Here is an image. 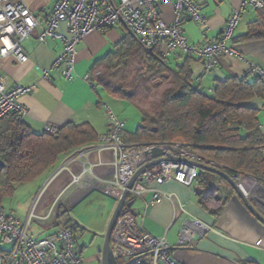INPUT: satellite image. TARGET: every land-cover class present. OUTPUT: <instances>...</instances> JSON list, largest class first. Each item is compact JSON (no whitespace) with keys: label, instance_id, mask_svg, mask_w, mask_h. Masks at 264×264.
Here are the masks:
<instances>
[{"label":"crops","instance_id":"1","mask_svg":"<svg viewBox=\"0 0 264 264\" xmlns=\"http://www.w3.org/2000/svg\"><path fill=\"white\" fill-rule=\"evenodd\" d=\"M23 1L34 14L41 15L40 26L22 45L28 62L19 64L11 57L2 63L0 69V76L5 77L7 89L16 85L32 88L31 94L19 100L27 110L23 123L36 135L45 134L46 127L50 125L61 129L69 123L78 126L89 124L98 139L95 143L61 156L56 165L37 180L18 185L14 195L6 200H13L21 191L24 196L27 192L28 197L24 201L20 200L16 207L13 204L7 210L4 204L2 206L7 213H13L22 222L26 221L32 210L39 218L52 213L47 221L35 220L30 226L29 234L35 239L52 237L59 230L66 229L65 225L69 222L76 224L84 230L73 234L82 261L87 246L77 245V239L94 236L103 241L96 260L97 264H102L107 229L119 203L113 195L112 187L98 184L111 181L114 176L112 152L98 148L99 139L109 131L105 106L108 105L125 124L124 140L127 143L145 145L132 142V135L143 120L140 109L125 99L111 96L95 78L97 63L115 52L128 31L122 26H115L105 32L91 33L78 46L75 78L66 82L59 71H54L50 79L45 80L43 70L50 68L63 53V45L55 39H47L42 43L39 36L47 27L48 16L60 0ZM241 2L197 0L202 15L208 21V27L202 29L185 18L182 29L189 42L204 44L219 38ZM159 10L162 20L171 25L175 17L174 2L160 4ZM259 12L247 11L234 34L233 45L244 55L246 62L221 56L218 69L205 81L201 80L203 65L196 58L173 57L168 62L169 68L175 71L188 60L195 86L206 94H212L217 81L246 76L250 65L264 69V40H240L247 33L249 25L258 19ZM59 32L65 34L66 27H60ZM252 80L254 78H249V81ZM249 104L260 111L259 127L264 137V100L255 98ZM86 169H90V173L80 183L74 184V178L81 176ZM198 170L200 179L197 177L190 186L173 180L156 181L149 185V191L142 199L129 198L128 202L135 201L129 210L137 219V229L155 237H166L173 247L171 255L179 264H264V224L249 211L229 182L212 178L208 173L220 176L210 171ZM89 181L98 185L89 187ZM256 181L257 188L251 196H242L264 217V184L259 185ZM259 186L261 189H258ZM154 190L170 194L173 199H159L151 204ZM82 206L90 217L91 222L88 224L75 218L76 210ZM191 219L202 222L211 231L203 237H195L180 248L178 243L184 223Z\"/></svg>","mask_w":264,"mask_h":264},{"label":"built area","instance_id":"2","mask_svg":"<svg viewBox=\"0 0 264 264\" xmlns=\"http://www.w3.org/2000/svg\"><path fill=\"white\" fill-rule=\"evenodd\" d=\"M174 2V21L166 24L160 15V4ZM264 10V0H242L227 21L219 38L204 44H191L185 36L182 25L185 18L198 24L202 29L208 27V21L202 15L197 0H60L48 16L47 27L39 36V41L55 39L62 43L63 53L52 66L43 70V78L49 80L54 71H59L66 82L75 78L78 46L91 33L105 32L115 26L124 27L146 50H153L162 44L160 57L169 62L175 57L198 59L203 65L201 80L214 75L220 65V57H231L246 62V58L233 45L234 34L247 11ZM41 15L34 14L23 0H0V69L8 58H14L19 64L28 62L22 45L40 26ZM65 26L62 34L59 28ZM246 78H262L264 69L250 65ZM32 93L31 87L16 85L6 88L5 77L0 76V121L16 115L23 122L27 110L19 102ZM109 131L99 139V149L112 152L114 176L101 186H110L113 195L120 201L133 176L152 159L147 152L159 148L172 156L205 163L221 171L224 167L195 154L180 143H157L152 145H131L124 140L125 124L120 121L112 109L106 105ZM60 129L47 126L46 133L57 135ZM264 152V149H263ZM199 170L189 163L168 162L143 172L129 190V198L142 199L149 191V185L156 181H175L190 186L198 177ZM90 173L86 169L81 176L74 178V184L82 181ZM245 197L256 190L257 181L246 174L238 173L232 178ZM94 181L87 186L98 185ZM151 204L159 199L171 201L172 195L153 191ZM52 214V213H50ZM37 217L33 210L25 222L13 213L0 209V264H83L79 256L75 237L71 230L61 229L54 236L35 239L29 234V228L35 220L45 222L50 218ZM211 228L202 222L191 219L184 223L178 247L182 248L195 237H203ZM111 248L118 264H179L171 251L173 247L166 237H155L137 229L135 215L124 208L112 233Z\"/></svg>","mask_w":264,"mask_h":264},{"label":"trees","instance_id":"3","mask_svg":"<svg viewBox=\"0 0 264 264\" xmlns=\"http://www.w3.org/2000/svg\"><path fill=\"white\" fill-rule=\"evenodd\" d=\"M240 40H264V10ZM161 50L162 44L153 50L144 49L127 32L115 52L95 68L96 72L100 71L98 83L111 96L125 99L141 111L142 124L132 135V142L180 143L185 149L223 166L231 178L242 173L264 184L260 111L249 104L255 98L264 100V80L249 81L245 76L228 78L217 81L212 94H206L195 86L188 60L171 70L161 59ZM131 64L141 68L134 78ZM140 99L150 107L140 106ZM97 139L89 124L69 123L57 135H36L16 115L0 121V209L18 185L37 180L61 156ZM208 175L225 182L214 174ZM65 228L73 234L81 230L70 222Z\"/></svg>","mask_w":264,"mask_h":264},{"label":"water","instance_id":"4","mask_svg":"<svg viewBox=\"0 0 264 264\" xmlns=\"http://www.w3.org/2000/svg\"><path fill=\"white\" fill-rule=\"evenodd\" d=\"M130 95V94H129ZM147 155L152 159V161L147 164L146 166H144L143 168H141L138 172H136V174L133 176V178L131 179L127 190L125 191V193L123 194V197L121 198V200L119 201L116 210L111 218V221L109 223L108 229H107V233H106V237H105V242H104V246L102 249V264H118L116 258L114 257L112 248H111V238H112V233L113 230L116 226L117 220L119 218V216L121 215L123 209L125 208V206H127L128 208H132L133 205L135 204V201H130L128 202L129 199V190L132 189V186L134 185V183L136 182V180L140 177V175L145 172V170L152 168L154 166L163 164V163H168V162H182V163H189L191 165H193L194 167H196L197 169H202V170H207L210 171L212 173H215L217 175H219L220 177H222L223 179H225L227 182H229V184L233 187L234 191L237 193V195L243 199V202L245 203L246 207L249 209V211L261 222L264 224V217H262L253 207V205L245 200L240 192V190L238 189L237 185L235 184L234 180L229 177L226 173H224L223 171L207 165L205 163H199V162H194V161H190V160H186V159H182V158H178L175 156H172L170 154H167L165 151H163L162 149L159 148H154L150 151L147 152Z\"/></svg>","mask_w":264,"mask_h":264},{"label":"rangeland","instance_id":"5","mask_svg":"<svg viewBox=\"0 0 264 264\" xmlns=\"http://www.w3.org/2000/svg\"><path fill=\"white\" fill-rule=\"evenodd\" d=\"M141 68H139L137 65L135 64H131V72H132V76L133 78L135 77V75L137 74V72L140 70ZM100 74V71H97L95 73V78H98ZM142 86V85H141ZM132 92V90L130 91ZM129 92V93H130ZM131 94V93H130ZM140 106H149L148 102L146 101H142L140 99L139 102ZM150 107V106H149ZM260 185V184H259ZM257 188V187H256ZM258 189H261L260 186ZM23 191H21L18 196H16L13 200H4L3 204L4 207L9 210L11 205H15V207L17 206V203L20 202V200H26L27 199V192L25 193L26 196L22 195ZM138 203V202H137ZM136 203V204H137ZM75 218L79 219L80 222H85L86 224L90 223V217L86 214V210L83 209V206L78 208L76 210V214H75ZM77 245L79 246H83L86 245L87 249L85 250L84 254H83V261L84 264H97V256H98V251L100 246H102L103 241L97 238H94V236H86V239L84 238H78L77 239Z\"/></svg>","mask_w":264,"mask_h":264}]
</instances>
